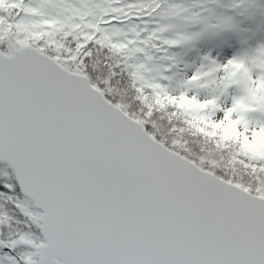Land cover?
<instances>
[{
    "label": "snow or ice",
    "instance_id": "snow-or-ice-1",
    "mask_svg": "<svg viewBox=\"0 0 264 264\" xmlns=\"http://www.w3.org/2000/svg\"><path fill=\"white\" fill-rule=\"evenodd\" d=\"M0 264H264V0H0Z\"/></svg>",
    "mask_w": 264,
    "mask_h": 264
}]
</instances>
